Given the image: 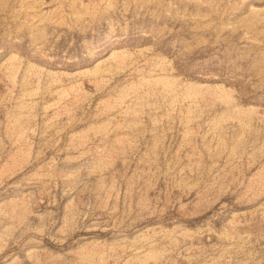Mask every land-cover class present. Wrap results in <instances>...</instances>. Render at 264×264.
Returning <instances> with one entry per match:
<instances>
[{"label":"rangeland","instance_id":"rangeland-1","mask_svg":"<svg viewBox=\"0 0 264 264\" xmlns=\"http://www.w3.org/2000/svg\"><path fill=\"white\" fill-rule=\"evenodd\" d=\"M0 264H264V0H0Z\"/></svg>","mask_w":264,"mask_h":264}]
</instances>
